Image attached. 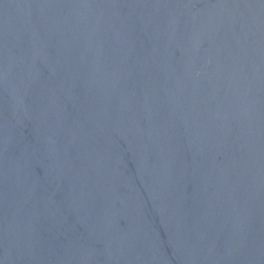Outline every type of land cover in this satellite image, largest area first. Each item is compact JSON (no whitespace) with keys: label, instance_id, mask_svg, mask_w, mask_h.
I'll use <instances>...</instances> for the list:
<instances>
[{"label":"water","instance_id":"1","mask_svg":"<svg viewBox=\"0 0 264 264\" xmlns=\"http://www.w3.org/2000/svg\"><path fill=\"white\" fill-rule=\"evenodd\" d=\"M0 264H264V0H0Z\"/></svg>","mask_w":264,"mask_h":264}]
</instances>
